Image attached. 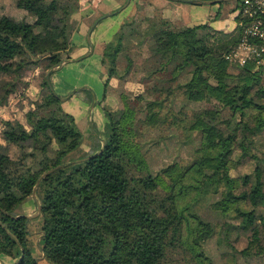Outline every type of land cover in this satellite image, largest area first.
<instances>
[{
	"label": "trees",
	"instance_id": "1",
	"mask_svg": "<svg viewBox=\"0 0 264 264\" xmlns=\"http://www.w3.org/2000/svg\"><path fill=\"white\" fill-rule=\"evenodd\" d=\"M84 1L0 0V105L40 72L35 96L23 94L26 123H0V260L251 264L264 239V66L228 62L202 25L139 19L149 5L132 0L119 32L104 41L95 109L105 141L95 136L92 152L80 155L85 137L55 94L56 72L48 73L89 52L88 42L74 41L93 15ZM242 33L220 34L218 48L231 50ZM173 141L179 150L168 156ZM29 199L35 212L41 206L37 249L21 211ZM256 256L264 264V251Z\"/></svg>",
	"mask_w": 264,
	"mask_h": 264
},
{
	"label": "crops",
	"instance_id": "2",
	"mask_svg": "<svg viewBox=\"0 0 264 264\" xmlns=\"http://www.w3.org/2000/svg\"><path fill=\"white\" fill-rule=\"evenodd\" d=\"M102 1L106 3V5L110 6L113 10L122 9L121 12L108 18L102 19L96 25L92 32V27L95 25L96 21L103 17L97 19L98 15L96 14V12H91L93 14L91 19H87L86 21H84L83 25L81 26L80 32L74 38V41L76 43H79L78 45H84L86 42H88L90 50L91 46L93 48L98 47L100 54L97 57V62L99 64H101L104 41L107 38L112 39L119 32L121 26L129 17L135 5V2L131 0L129 9L125 10L126 8L123 7L126 5L128 0ZM220 1L221 0H210L209 2H192L189 0H138L139 3H147L149 6L145 8V11L138 12L137 17L139 19H143L146 17L151 19H162L163 17H165L169 21H171L172 25H174L176 28L195 27L202 25L205 28V32L207 34V43L211 49V46L209 44L211 38H215L214 40L217 41V38L220 34L232 33L237 28V14L232 13L233 11H231L232 7H230V3L227 5V3L231 2L232 0L222 2ZM223 7L224 10H226L225 12L229 14L230 17L224 16L223 18H221L217 16L218 13L221 12V8ZM214 15L217 16L218 19L221 18V20L217 22L211 21L213 20L212 18ZM100 66L101 69L99 70L102 74V79H104V67L102 66V64ZM90 69V60H86L85 58V60L83 61L79 60L75 63L70 62L65 64L62 69L55 71V75H53L51 78L54 88L58 87L59 89L63 88V83L65 84L67 81H70L69 87L64 90V94L62 95V97H68L69 95L68 101L70 100L71 102L66 101V103H64L63 105V108L66 112L72 114L75 117L77 125H83L85 129L86 136H84V144L87 145L88 148L85 147L83 149L84 153L92 152V149L89 148V146L93 147L97 145V143L95 142V136L99 137V139H102V141H105V139L99 134V131H97V129H101V125H104V121L101 118V114L99 113L98 109L96 110L94 107L91 118L88 117L92 102L90 103L84 92L89 91L92 93L93 91L97 96V100H101L103 95V88L96 91L91 85L89 77ZM76 71L80 73L77 76H75ZM63 73L66 75L68 74L69 78L62 77L61 75ZM77 77L78 79H73ZM74 91H76V93L78 92V94L74 98H72ZM94 125H97L96 128ZM102 145L104 146L103 142Z\"/></svg>",
	"mask_w": 264,
	"mask_h": 264
},
{
	"label": "rangeland",
	"instance_id": "3",
	"mask_svg": "<svg viewBox=\"0 0 264 264\" xmlns=\"http://www.w3.org/2000/svg\"><path fill=\"white\" fill-rule=\"evenodd\" d=\"M189 1H192V2H194V1L195 2H197V1H208L209 2L210 0H189ZM241 1L242 0H235V1L232 0L231 2L227 3V5L230 3V7H232L231 11H233L232 13L238 14L239 6L241 5ZM201 3H203V2H201ZM82 5H83V8L87 7L86 12H88V11L96 12V14L98 15L97 19L104 17L107 14H112V16L116 15L115 13H117L119 10V9L113 10L110 6L106 5V3H104L102 0H91L90 5L87 4V1H84L82 3ZM224 7L221 8L222 10L220 13H218V15H217L218 17H221V18H223L224 16L230 17V15L225 12L226 10H224ZM179 16H181V15H179ZM217 16L214 15L213 18L211 17L213 19L211 21H214V22L220 21L221 18L218 19ZM222 34H228V33H222ZM214 39L215 38H211V41H209L211 49L217 54L224 55L227 47L223 46V49H219L218 47H220L221 45ZM84 52L82 53L83 56L81 59L86 58V60H90V63H91V69H90V73H89L90 74L89 75L90 83L93 86V88L96 91H98L99 89L104 87L102 74L99 70V69H101V66H100L101 64H99L97 62V57L100 54V51H99L98 47H95V48L92 47V50H90L88 53H87V51H84ZM81 59L74 57L70 60H73L71 63H75ZM39 73L40 72L35 71V72H30L27 74L25 80H26V82H28L30 84V86H29L28 90H25L26 93L24 92V90H22L23 94L25 93V94L29 95L30 97L35 96V94L39 90V86H38L40 83V81H39L40 79L38 77ZM75 73H76L75 76L80 74L78 71H76ZM61 76L64 78H69V75L68 74L66 75L64 73ZM73 79H78V77L73 78ZM69 83H70V81H67L65 84L63 83L62 89H59L58 87L54 88L55 94L59 97V99H61L62 101H65V103H66V101H68L69 95H68V97L66 96L64 98L62 97V95L64 94V90H66V88L69 87ZM23 94H14L13 96H11L10 102L8 104L0 105V123H2V121H7V120H19L22 123H26L25 122V112L29 110V108L27 106L29 104L25 101V97L23 96ZM176 97H177V99L182 100L183 99V92L182 91L179 92L176 95ZM68 102H71V101L69 100ZM73 114H74V110H73ZM78 127H79L80 131L83 133V135L86 136L85 129H84L83 125H78ZM0 141H1V138H0ZM191 145L193 147L194 144H191ZM167 146L169 148H168V151L166 152V155H168V156L176 155L177 151L179 150L177 143L175 141H173V142L167 143ZM192 147H190V145L188 144L187 146L186 145L183 146L182 150H185V152H187V151H190V149H192ZM185 152H183V153H185ZM79 154L82 155V154H84V152L81 151ZM79 154H77V155H79ZM17 155H18V148H16L15 146H12L11 147V156L14 158ZM181 163L182 164H188L189 160L187 159V157H184L182 159ZM244 169H246V168H244ZM244 172H245V170H244ZM232 174H234V172H232ZM35 200L38 201L37 197L35 198ZM22 207H24V206H22ZM34 210L35 209L33 207L32 201L30 199L25 203V208H21L23 216L35 215L36 212ZM41 224H42L41 219H39L37 217L34 218L33 220H31V223L29 224L30 237H31V239H33V237H35V239H36V241L34 242L35 249H37L38 243H39L41 236H42V232L40 231ZM214 248H216V246H214ZM262 251H264V239L254 250H252V253L254 255L255 254L258 255ZM39 254L37 256H39ZM256 255H255V258L251 261V264H259V258Z\"/></svg>",
	"mask_w": 264,
	"mask_h": 264
},
{
	"label": "built area",
	"instance_id": "4",
	"mask_svg": "<svg viewBox=\"0 0 264 264\" xmlns=\"http://www.w3.org/2000/svg\"><path fill=\"white\" fill-rule=\"evenodd\" d=\"M237 17L243 33L238 44L224 53V58L239 67L264 66V0H242Z\"/></svg>",
	"mask_w": 264,
	"mask_h": 264
},
{
	"label": "water",
	"instance_id": "5",
	"mask_svg": "<svg viewBox=\"0 0 264 264\" xmlns=\"http://www.w3.org/2000/svg\"><path fill=\"white\" fill-rule=\"evenodd\" d=\"M177 1H178V0H177ZM222 1H229V0H221L220 2H222ZM130 2H131V0H128L127 3H126V5H125L123 8H126V7L130 4ZM121 10H122V9H121ZM121 10H119V11H118L117 13H115V14H118L119 12H121ZM110 16H112V14H107V15H105L103 18H101V19H99L98 21H96L95 25L92 27L91 32L93 31V29L96 27V25H97L102 19L108 18V17H110ZM88 40H89V38H88ZM91 50H92V46H91ZM72 61H73V60H70V59L64 60V61L60 64V66H59L58 68L53 69V70H51V71L48 73V78L51 76L52 73H54V72L57 71V70L62 69L63 66H64L65 64L70 63V62H72ZM75 93H76V91H74L73 95H74ZM92 95H93V100H92V104H91V107H90V110H89V115H88L89 118H91L92 111H93V109H94V107H95V105H96V103H97V96L95 95V93H94L93 91H92ZM103 143H104V146H105V142H103ZM103 150H104V147H103V149L101 150V152H103ZM101 152H100V153H101ZM89 158H92V156L89 157ZM89 158H88V159H89ZM67 165H68V164H67ZM67 165H64V166H67ZM54 170H55V169H54ZM54 170H52V171H50L49 173L45 174L42 178H44V177H46L47 175H49L50 173L54 172ZM42 178L39 180L37 186H36L35 189H34V192H33V196H34V197H36V191H37L38 185H39V183L41 182ZM38 205H39V206H38V211L36 212L35 215H32V216H24V217L27 219L28 222H29L30 220H32V219L38 217V216L41 214V206H40L39 202H38ZM1 263L3 264V261H2V260H0V264H1Z\"/></svg>",
	"mask_w": 264,
	"mask_h": 264
}]
</instances>
